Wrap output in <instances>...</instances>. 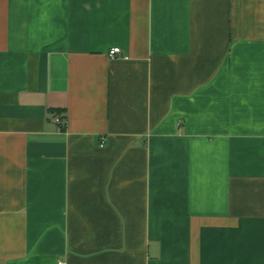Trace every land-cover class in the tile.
Instances as JSON below:
<instances>
[{
  "label": "crops",
  "instance_id": "crops-1",
  "mask_svg": "<svg viewBox=\"0 0 264 264\" xmlns=\"http://www.w3.org/2000/svg\"><path fill=\"white\" fill-rule=\"evenodd\" d=\"M0 264H264V0H0Z\"/></svg>",
  "mask_w": 264,
  "mask_h": 264
},
{
  "label": "built area",
  "instance_id": "built-area-1",
  "mask_svg": "<svg viewBox=\"0 0 264 264\" xmlns=\"http://www.w3.org/2000/svg\"><path fill=\"white\" fill-rule=\"evenodd\" d=\"M121 53V50L119 48H114L110 51V57L115 58ZM56 122L62 127L65 128L66 121L63 119H57ZM103 146V145H102Z\"/></svg>",
  "mask_w": 264,
  "mask_h": 264
}]
</instances>
